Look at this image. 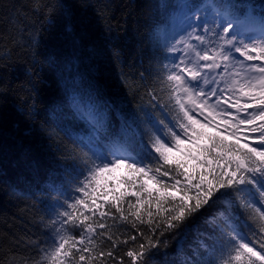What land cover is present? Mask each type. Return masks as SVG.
I'll list each match as a JSON object with an SVG mask.
<instances>
[{
    "label": "trees",
    "instance_id": "16d2710c",
    "mask_svg": "<svg viewBox=\"0 0 264 264\" xmlns=\"http://www.w3.org/2000/svg\"><path fill=\"white\" fill-rule=\"evenodd\" d=\"M181 2L0 0V264H35L37 243L43 246L49 239L45 225L57 219L56 212H63L65 201L71 203L76 195L73 179L79 168L73 156L79 151L78 141L92 142L107 152L129 136L136 135L138 140L134 130L143 132L145 128L140 123L141 109L156 112L151 105L168 102L159 77L163 65L170 66L172 55L164 45L170 46L178 32L173 23L184 20ZM226 2L235 6L241 20L250 14L259 24L264 18V0ZM67 24L72 25L71 35L65 32ZM205 131L213 132L210 128ZM221 138L235 142L225 134ZM175 158L185 163L191 174L195 161L181 153H175ZM165 170L170 175L156 174L158 178L164 184L175 183V172L163 168L161 172ZM122 176L136 186L120 183ZM110 178L116 182V194L124 193L133 204L140 184L157 195H181L125 169ZM128 202H123L125 215ZM217 207L223 206H205L201 209L204 215L183 230H166L163 215L154 217L151 224L137 222L133 228L111 209L112 216L105 221L109 233L118 237L117 246L113 248L106 238L101 244L97 238L100 247L93 255L103 248L105 252L112 250L113 257L105 256L92 264H120L121 258L123 264H131L126 251H138L141 243L147 246L148 239L158 242V247L149 250L147 264L205 259L199 245L211 244L212 237L204 220ZM144 208L157 211L154 203ZM144 208L141 211L147 221ZM97 219L98 213L93 217ZM243 231L251 236L247 227ZM256 239L253 243L259 250ZM125 240L126 244L120 242Z\"/></svg>",
    "mask_w": 264,
    "mask_h": 264
},
{
    "label": "snow or ice",
    "instance_id": "6c2138e0",
    "mask_svg": "<svg viewBox=\"0 0 264 264\" xmlns=\"http://www.w3.org/2000/svg\"><path fill=\"white\" fill-rule=\"evenodd\" d=\"M179 7L184 28L177 43L183 44L184 54L171 57L170 66L164 64L159 77L168 102L151 105L156 112L141 109L140 123L145 128L143 132L134 130L138 140L136 135L129 136L107 152L92 142H77L79 151L73 156L79 168L73 179L76 195L71 203L65 201L63 212H56L57 219L45 225L49 239L43 246L37 243L35 264H92L93 260L113 257L112 250L105 252L103 248L93 255L100 247L97 238L101 244L106 238L113 248L117 246L118 237L109 233L105 221V217L112 216L111 209L119 213V220L131 223L133 228L137 222L151 224L154 217L163 215L166 230H183L204 215L201 209L205 206L218 205L223 207H217L204 220L212 237L211 244L199 245L204 250L200 255L206 258H185L182 264H264V18L257 24L248 14L242 21L235 6L226 0H182ZM65 32L73 33L71 24L65 26ZM164 47L169 53L178 51L175 44ZM250 61L261 63H247ZM216 70H220L219 80L209 79V73ZM221 82L223 88L210 87ZM233 96L234 102H229ZM212 97L216 100L210 103ZM136 121L134 116L133 124ZM209 126L213 132L205 131ZM224 132L235 142L221 138ZM257 133L255 137L248 135ZM241 139L246 141L242 147ZM250 139L252 142H248ZM175 153L195 161L191 174ZM162 168L175 172V183L164 184L158 178L156 174L170 175L168 170L161 172ZM120 169L140 178L147 176L181 195H157L140 184L133 194V204L124 193L115 192L116 182L110 177ZM119 182L136 186L127 176L120 177ZM101 199L103 202H98ZM124 201H129L127 215ZM150 203L157 206L155 213L144 208ZM97 213L99 219L93 220ZM253 238H257L259 250ZM157 247L158 242L148 239L147 246L141 243L138 251L127 250L125 255L131 264H147L151 259L149 250Z\"/></svg>",
    "mask_w": 264,
    "mask_h": 264
},
{
    "label": "rangeland",
    "instance_id": "374dc122",
    "mask_svg": "<svg viewBox=\"0 0 264 264\" xmlns=\"http://www.w3.org/2000/svg\"><path fill=\"white\" fill-rule=\"evenodd\" d=\"M173 26L176 28V29H178V32L175 34V36H173V38L170 40V46L172 45V44H175L176 45V48L178 49V51H175V52H171V55H172V57L173 56H176V57H179V56H182L183 54H184V52H183V48H184V46H183V44H179V43H177V41H179L180 40V38H181V33H182V27L180 26V27H178L177 26V24H175V23H173ZM183 27H184V24H183ZM192 43H197L196 41H192ZM209 46H211V45H209ZM238 55V54H237ZM242 59V58H241ZM201 63H204V62H201ZM247 63H252L251 61L250 62H247ZM219 71L220 70H216V71H214V72H210L209 73V79H211V78H213V77H215L217 80H219V75H218V73H219ZM242 71V70H241ZM210 87H219V88H223L224 87V84L221 82L219 85H215V84H213V85H210ZM226 98V97H225ZM216 100V97H212V99H211V101H210V103L211 102H214ZM234 100H235V96H233L232 97V100L231 101H229V102H234ZM242 103H243V101H241ZM226 107V106H225ZM229 111H232V112H235V109H229ZM249 111H251V109L249 110ZM219 119V118H218ZM209 128L211 129V130H213L212 128H211V126H209ZM223 134H227V132H224ZM250 137H252V134H248ZM229 136V135H228ZM242 144H244L246 141L245 140H243V139H241V141H240ZM248 142H252V140L250 139Z\"/></svg>",
    "mask_w": 264,
    "mask_h": 264
}]
</instances>
